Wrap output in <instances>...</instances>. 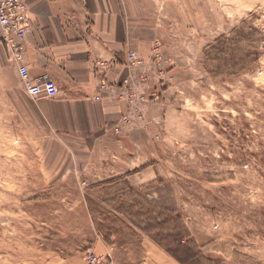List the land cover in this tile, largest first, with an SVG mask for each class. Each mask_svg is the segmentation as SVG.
I'll return each mask as SVG.
<instances>
[{"label":"rangeland","instance_id":"1","mask_svg":"<svg viewBox=\"0 0 264 264\" xmlns=\"http://www.w3.org/2000/svg\"><path fill=\"white\" fill-rule=\"evenodd\" d=\"M114 1L157 94L117 137L54 131L0 49V264H264V0Z\"/></svg>","mask_w":264,"mask_h":264},{"label":"crops","instance_id":"2","mask_svg":"<svg viewBox=\"0 0 264 264\" xmlns=\"http://www.w3.org/2000/svg\"><path fill=\"white\" fill-rule=\"evenodd\" d=\"M25 2L31 30L23 63L31 78H50L57 84L55 100L48 104L42 98L32 101L54 131H89L90 138L107 140L117 137L114 125L121 127L145 119L142 110L146 105L128 110L113 91L125 78L138 79L136 72L127 66L128 52L145 56L149 47L145 38L134 32V23L125 18L114 0ZM0 49L4 55L1 43ZM11 67L16 74V67L12 64ZM123 115H127L126 122L121 121ZM124 156L126 165H122L120 173L126 178L145 181L155 178L153 166L130 165L131 160L135 161L130 152Z\"/></svg>","mask_w":264,"mask_h":264},{"label":"built area","instance_id":"3","mask_svg":"<svg viewBox=\"0 0 264 264\" xmlns=\"http://www.w3.org/2000/svg\"><path fill=\"white\" fill-rule=\"evenodd\" d=\"M31 30V17L25 0H0V43L4 46L9 63L16 67V73L24 93L31 99L54 98L58 94L57 84L50 78L37 80L31 78L27 66L23 63V53L26 49V39ZM135 52L127 54V66L135 69L141 66ZM144 76L138 75L137 81L125 78L115 91L118 100L128 101L127 106L140 109L157 94L147 95L141 91L145 82ZM98 98V97H97ZM136 106V107H135ZM127 121V115L121 117ZM118 131V128H115ZM88 264H110V256L88 253Z\"/></svg>","mask_w":264,"mask_h":264},{"label":"trees","instance_id":"4","mask_svg":"<svg viewBox=\"0 0 264 264\" xmlns=\"http://www.w3.org/2000/svg\"><path fill=\"white\" fill-rule=\"evenodd\" d=\"M179 246H181V248L179 249V250H181V252H182V246H184V245H179ZM183 250H188V249H186V248H184Z\"/></svg>","mask_w":264,"mask_h":264}]
</instances>
